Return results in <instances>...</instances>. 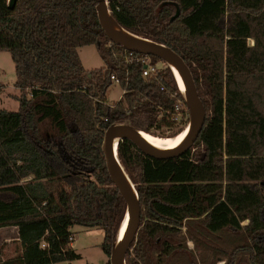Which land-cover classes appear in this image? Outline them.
<instances>
[{
    "label": "trees",
    "instance_id": "1",
    "mask_svg": "<svg viewBox=\"0 0 264 264\" xmlns=\"http://www.w3.org/2000/svg\"><path fill=\"white\" fill-rule=\"evenodd\" d=\"M96 5L17 0L0 8V49L10 51L20 88L19 108H0V227L17 226L23 247L0 264L80 258L70 244L75 224L101 227L102 249L111 255L126 202L106 166V128L127 122L151 132L164 119L157 106L189 111L168 65L145 77L140 59L125 61L129 52L147 53L111 41ZM109 6L125 29L183 57L205 108L201 130L178 155L155 157L129 138L119 141L141 202L126 264H197L194 246L211 241L231 244L225 264H264V0H110ZM87 44L96 45L104 65L84 66L78 48ZM113 74L125 91L108 102ZM79 158L93 179L73 170ZM29 175L34 181L23 182ZM44 180L57 181L55 193Z\"/></svg>",
    "mask_w": 264,
    "mask_h": 264
},
{
    "label": "rangeland",
    "instance_id": "2",
    "mask_svg": "<svg viewBox=\"0 0 264 264\" xmlns=\"http://www.w3.org/2000/svg\"><path fill=\"white\" fill-rule=\"evenodd\" d=\"M10 0H0V8L9 6ZM252 43V40H249ZM80 57L84 65L90 68L101 67L105 64L95 44H87L79 49ZM115 57L121 60V53L118 50L114 51ZM156 69L167 71V63L162 60L155 61ZM16 71L15 62L11 56L10 51L0 49V108L17 110L19 108V100L15 98V95L20 93V88L16 86ZM123 88L116 80H113V84L109 87L107 92V101L115 102L122 97ZM17 93V94H15ZM30 95V92H28ZM122 94V95H121ZM158 117L163 116V122L158 123L149 129H146L148 133L163 137L170 136L179 130L188 120L189 111L185 109L183 105H179L175 108V111L169 113L165 111L161 106L156 107ZM45 134H49L48 124L44 129ZM224 133V126H223ZM166 135V136H165ZM73 164V170L79 174L83 180L93 179L94 176L91 172V167L83 160L75 159ZM23 182L34 181V176L29 175L22 180ZM45 187L48 193H55L57 189V181L48 182L44 180ZM2 195H6L2 193ZM71 234L75 235V241L77 247L75 250L80 253V258L74 260H64L57 264H86L92 262L94 264H107L110 262V255L106 254L102 249V242L104 240V230L96 226L89 229L88 226L81 224L73 225ZM74 231V232H73ZM19 237L18 228L15 225L0 227V261L3 258H12L15 256V251H19L22 247V243ZM73 239H70V244ZM44 241H41L43 244ZM190 246L193 245L191 240H188ZM194 250L197 256V264H212V260L216 264H225L228 260V254L231 251V244L221 241H211L207 248L201 246H194ZM21 252V251H20ZM19 252V253H20ZM176 259L181 260L184 258L182 253H178L175 256ZM111 263V262H110Z\"/></svg>",
    "mask_w": 264,
    "mask_h": 264
},
{
    "label": "water",
    "instance_id": "3",
    "mask_svg": "<svg viewBox=\"0 0 264 264\" xmlns=\"http://www.w3.org/2000/svg\"><path fill=\"white\" fill-rule=\"evenodd\" d=\"M16 1L17 0H10L9 7L11 8L14 7ZM108 1L110 0H96L98 18L107 36L110 38L111 41L116 42L125 48L147 54H154L160 59L164 60L169 66L173 74V77L177 83L178 89L180 90L186 104L188 105L189 114H190L189 120L187 122V125H189V133L187 139L184 142H182L180 145L169 150L161 151L156 149L144 137H142V135L134 131V129L139 130L141 128H137L127 122H114L110 124L105 130L102 149L106 159V166L114 184L118 187L121 195L123 196L126 202V210L116 234V240L114 241L112 252L110 255V262L111 264H126V259H125L126 253L131 245V242L135 239L138 228L140 226L141 202L136 185L119 157L118 154L119 141L122 138H129L142 151L155 157L161 158V157L178 155L184 152L186 149H188V147L192 144L197 134L201 130L205 119V108L198 94V90L194 78L192 76L191 70L189 66L186 64L183 57L170 46L157 42L151 38L142 35L141 36L145 37L147 41L135 42L119 36L112 27L111 19H113L119 25L121 26L123 25L119 23L113 16L110 6L108 5ZM177 13H178V8L175 14ZM170 63H174L178 66L184 86L187 89L188 94L191 98L192 101L191 104L188 103V101L185 99L184 94L182 93V90L179 87L172 66L169 65ZM114 134L121 136L120 139H118L115 149L113 148ZM121 167L126 172L128 179L131 181L132 185L134 186L136 190V194L134 193L132 188L128 185L127 181L121 174L120 172ZM127 215H129L130 221L128 223L123 238L119 241V235Z\"/></svg>",
    "mask_w": 264,
    "mask_h": 264
},
{
    "label": "bare ground",
    "instance_id": "4",
    "mask_svg": "<svg viewBox=\"0 0 264 264\" xmlns=\"http://www.w3.org/2000/svg\"><path fill=\"white\" fill-rule=\"evenodd\" d=\"M108 5H109V1H108ZM111 24H112L114 31L119 36H121L125 39H129V40L135 41V42L147 41V39L145 37H142L140 35H137L131 31L125 29L124 27H122L121 25L116 23L113 19H111ZM169 65L172 66V69H173L174 74L176 76V79L178 81L179 87L182 90V93L184 94L185 99L188 101V103L191 104L192 103L191 98L188 94L187 89L184 86V83H183V80H182L178 66L174 63H170ZM134 131L139 133L140 135H142V137H144L156 149L163 151V150L172 149V148L180 145L182 142H184L188 137L189 125H187L181 133L174 135V136H167V137L153 135L151 133L145 132L142 129H139V130L134 129ZM120 137H121L120 135H115V134L113 135V148L114 149L116 148L118 139H120ZM120 172L123 175V177L125 178V180L127 181L128 185L132 188V190L136 194V190H135L134 186L132 185L131 181L128 179L126 172L122 169V167H121ZM129 221H130V217H129V215H127V217L123 223L120 235H119V241L123 238Z\"/></svg>",
    "mask_w": 264,
    "mask_h": 264
},
{
    "label": "built area",
    "instance_id": "5",
    "mask_svg": "<svg viewBox=\"0 0 264 264\" xmlns=\"http://www.w3.org/2000/svg\"><path fill=\"white\" fill-rule=\"evenodd\" d=\"M141 60L144 63V67H143V75L145 77L148 76H155L157 73V69H156V65L155 62L153 61V58L150 54H145L144 56L140 57L137 55H134L133 52H129L126 56H125V61L128 63L130 61L133 60ZM113 80H116L117 82H119V78L116 75H112L111 76ZM163 88V86H162ZM124 89L122 91V94L124 93ZM121 94V95H122ZM178 106H176L175 108H177ZM70 239H74V236L71 234L70 235ZM43 247L46 246V242L44 241L43 244H41Z\"/></svg>",
    "mask_w": 264,
    "mask_h": 264
},
{
    "label": "crops",
    "instance_id": "6",
    "mask_svg": "<svg viewBox=\"0 0 264 264\" xmlns=\"http://www.w3.org/2000/svg\"><path fill=\"white\" fill-rule=\"evenodd\" d=\"M83 46H85V45H83ZM82 46H80L79 48H78V50L81 48ZM80 54V53H79ZM86 68H89L90 69V67H88V66H86V65H84ZM93 68V67H92ZM15 94H17V93H15ZM73 227L74 226H72L71 227V230H73ZM92 228H95V227H92ZM89 229H91V227H89ZM74 232V231H73ZM74 234V239H73V241H71V245L74 247V248H76L77 247V245H76V242H74L75 241V235H76V232H74L73 233ZM19 238V237H18ZM78 248V247H77ZM20 251H22V248L19 250V251H15V256L20 252ZM6 258H3V260H5ZM58 263V262H57ZM56 263V264H57Z\"/></svg>",
    "mask_w": 264,
    "mask_h": 264
}]
</instances>
